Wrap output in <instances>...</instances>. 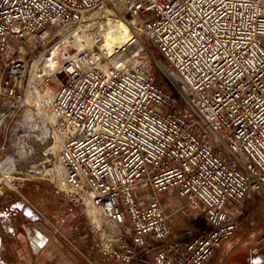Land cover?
<instances>
[{
    "label": "built area",
    "instance_id": "built-area-1",
    "mask_svg": "<svg viewBox=\"0 0 264 264\" xmlns=\"http://www.w3.org/2000/svg\"><path fill=\"white\" fill-rule=\"evenodd\" d=\"M109 17L134 35L113 56L100 49ZM143 33L177 84L131 61ZM76 38L54 91L60 159L101 210L78 189L56 221L29 207L91 264H210L247 222L238 205L264 193V0H0V129L34 63ZM166 193L203 212L206 227L175 236Z\"/></svg>",
    "mask_w": 264,
    "mask_h": 264
},
{
    "label": "rangeland",
    "instance_id": "rangeland-1",
    "mask_svg": "<svg viewBox=\"0 0 264 264\" xmlns=\"http://www.w3.org/2000/svg\"><path fill=\"white\" fill-rule=\"evenodd\" d=\"M127 18L133 22L130 14H127ZM142 39L144 47L140 49V54H135L137 48L131 49L128 53L131 61L144 60L167 82L177 84L174 71L160 57L156 48L150 45L145 33L142 34ZM55 43H52L50 50ZM77 49V43L70 45L69 48L62 47L60 62L51 70L49 67V80L40 76L43 69L46 70L45 56L40 63H34L30 78L22 89L24 94L22 106L12 112L6 124L0 129V141L6 142L5 148L0 152V213L3 214L0 216L4 219L14 214V211H24L18 203L25 206L34 203L43 207L56 221L61 218L58 207L63 197L77 190L68 185L66 180V168L60 159L62 147L51 157L44 156L43 150L45 149L43 141L53 140L59 134L57 132H60L56 114L54 113V117H50L49 120L46 113V107L49 108L51 105L46 101V92L43 89L48 86L55 91L60 83L68 79V73L59 72V67L66 63ZM53 118L55 119L52 120ZM163 198L167 210L175 215L173 220L175 236L186 240L196 228L206 227L203 212L191 209L184 205L181 199L172 198L171 194L166 193ZM242 205H238V208L243 213L237 217L247 219L243 226L247 234L245 236H253L255 240L253 248L264 251V239H261L264 231V193L250 192ZM180 209H184L185 212H180ZM192 215L196 216L195 221L191 220ZM49 230L61 237L50 225ZM249 248V245L241 246L235 253L248 252Z\"/></svg>",
    "mask_w": 264,
    "mask_h": 264
},
{
    "label": "crops",
    "instance_id": "crops-1",
    "mask_svg": "<svg viewBox=\"0 0 264 264\" xmlns=\"http://www.w3.org/2000/svg\"><path fill=\"white\" fill-rule=\"evenodd\" d=\"M25 215L18 210L6 219L0 216V264H91L52 233L42 218ZM240 228L210 264H264V251L251 252L255 240ZM244 245H249L248 252L235 253Z\"/></svg>",
    "mask_w": 264,
    "mask_h": 264
},
{
    "label": "bare ground",
    "instance_id": "bare-ground-1",
    "mask_svg": "<svg viewBox=\"0 0 264 264\" xmlns=\"http://www.w3.org/2000/svg\"><path fill=\"white\" fill-rule=\"evenodd\" d=\"M107 21H108V27L105 31L104 40L100 44V49L106 52V56H113L117 53L119 48L130 43L134 35H133V30L127 21L121 18H112V17H109ZM68 41L69 42L65 41V43L63 44L67 48H69L70 45H75L76 43L78 47L82 45L81 38H76L73 41L72 40H68ZM61 53H62V47H60L58 44H54L49 54V58H46V61H45L46 70H49V67H50V70L55 68L58 62H60L59 57ZM96 53L98 55V52ZM85 64H88V63L85 62ZM43 90L46 92V101L52 106V107L50 106L51 108L46 107V113L50 120V117H54L53 115L55 113V110L53 108L54 91L51 90L48 86L44 87ZM5 118H7L5 115L0 116V120L5 119ZM54 119L55 118H53L52 120ZM57 133L59 134L53 140L45 139V141H43L44 148H45L43 149L44 156L51 157L58 150H61L63 135L61 132H57ZM66 180H67V177H66ZM68 185L72 186L69 182H68ZM78 190L82 191L81 189H78ZM82 193L87 198V204H88L89 211L98 212L101 210L100 207L93 202L91 196L88 193H86L85 191H82ZM171 197L180 199L177 193H173ZM179 211L182 213L185 212L184 209H180Z\"/></svg>",
    "mask_w": 264,
    "mask_h": 264
},
{
    "label": "water",
    "instance_id": "water-1",
    "mask_svg": "<svg viewBox=\"0 0 264 264\" xmlns=\"http://www.w3.org/2000/svg\"><path fill=\"white\" fill-rule=\"evenodd\" d=\"M19 207L21 209L24 210V213L26 215H28L29 217H36L37 215L35 214V212L33 211L32 208H30L29 206H25L23 203H18ZM29 213H31V215H29Z\"/></svg>",
    "mask_w": 264,
    "mask_h": 264
},
{
    "label": "snow or ice",
    "instance_id": "snow-or-ice-1",
    "mask_svg": "<svg viewBox=\"0 0 264 264\" xmlns=\"http://www.w3.org/2000/svg\"><path fill=\"white\" fill-rule=\"evenodd\" d=\"M0 215H3L2 213H0ZM29 215H31V213H29Z\"/></svg>",
    "mask_w": 264,
    "mask_h": 264
}]
</instances>
